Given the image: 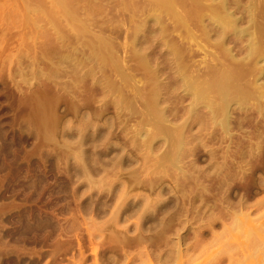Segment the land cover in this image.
Masks as SVG:
<instances>
[{
  "label": "rangeland",
  "instance_id": "374dc122",
  "mask_svg": "<svg viewBox=\"0 0 264 264\" xmlns=\"http://www.w3.org/2000/svg\"><path fill=\"white\" fill-rule=\"evenodd\" d=\"M226 1L240 28H253L246 7L254 4L256 42L264 48V0ZM51 2L0 0V264H173L166 238L184 239L187 264L243 257L244 226L237 242L208 234L197 244L194 233L199 194L213 205L224 190L215 163L224 161L227 143L198 144L182 159L185 173L165 172L156 160L166 145L158 137L150 153L121 129L137 117L117 108L113 90L122 82L117 70L125 68L138 93L150 95L154 81L144 67H164L171 45L194 50L201 67L211 62L220 37L212 31L207 38L203 25L217 29L208 9L219 0H183L175 12L157 0H76L74 19L61 16L57 24L46 15ZM180 16L187 23L179 24ZM249 43L226 29L225 45L240 66ZM253 77L243 73L238 82ZM160 78L163 95L169 80ZM229 180L235 199L245 196L246 179ZM201 227L212 229L206 221Z\"/></svg>",
  "mask_w": 264,
  "mask_h": 264
},
{
  "label": "bare ground",
  "instance_id": "6f19581e",
  "mask_svg": "<svg viewBox=\"0 0 264 264\" xmlns=\"http://www.w3.org/2000/svg\"><path fill=\"white\" fill-rule=\"evenodd\" d=\"M75 2L76 0H52V7L47 10L46 15L55 24L61 16L73 20L76 13ZM157 2L166 11L175 12L176 3L183 0ZM209 7V21L216 23L217 29L209 31L203 25L205 36L210 38L211 32L215 31L220 37L216 44L218 51H211L215 56L211 62L201 67L191 48L181 51L178 47L169 46L171 60L164 67L159 64L144 67L154 81L149 89L150 95L145 98L138 93V84H133L136 80L131 82L134 76L125 68L117 70L122 81L113 88L118 92L117 108L127 112L130 117H137L135 125H128L124 121L121 129L131 132L133 141L148 148L150 153L159 137V142L166 145V148L158 154L156 163L165 172L173 170L178 175L185 173L182 159L192 147L198 144L206 146L208 142H226L224 161L215 163V170L221 176L219 185L224 187L223 192L214 199L213 205L200 193L201 203L192 209V218H197L200 224L194 230L196 240L199 241L197 244L209 240L206 238L208 234L212 241L222 235H229L237 242L240 227L244 226L249 242L238 243V251L243 257L230 256L227 264H264V177L255 173L258 169L264 171V80L259 81L260 74L264 73V48L256 42L261 33L253 12V3L246 7L249 20L253 22L252 29L238 26V19L233 16V11L228 10L226 0H219L218 6ZM178 18L179 24L187 23L186 18ZM199 21L202 23L203 19L199 18ZM227 28L232 29L236 35L250 38L243 66L235 62L234 53L225 45ZM217 53L223 54L221 60ZM243 73L255 78L242 84L238 82V78ZM164 74L169 82L166 94L161 95L160 88L162 89L164 81L160 77ZM186 98H190L188 103H185ZM256 116L258 119L254 120ZM247 120H253L250 129L244 127ZM194 125H198L197 134L193 132ZM201 132L204 133L203 136ZM214 157H217L216 152ZM255 157L258 158L259 166L252 161ZM231 176L246 179L245 196L240 195L235 199L234 194L230 193L233 182L227 180ZM260 193L262 195L256 197ZM197 197L198 195H194L191 202L194 203ZM202 204H206V208ZM204 221L212 229H203L201 226ZM217 223L223 226L221 232L213 229ZM166 241L172 243L167 261L187 264L192 259L189 249H182L183 238L172 242L166 238Z\"/></svg>",
  "mask_w": 264,
  "mask_h": 264
}]
</instances>
